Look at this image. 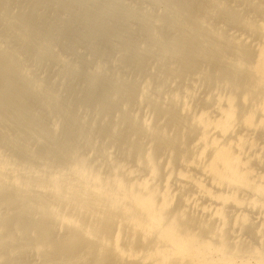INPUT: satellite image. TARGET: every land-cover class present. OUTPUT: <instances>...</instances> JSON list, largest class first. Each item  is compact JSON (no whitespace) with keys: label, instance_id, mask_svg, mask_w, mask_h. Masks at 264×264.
<instances>
[{"label":"bare ground","instance_id":"bare-ground-1","mask_svg":"<svg viewBox=\"0 0 264 264\" xmlns=\"http://www.w3.org/2000/svg\"><path fill=\"white\" fill-rule=\"evenodd\" d=\"M135 1L0 0V264H264V0Z\"/></svg>","mask_w":264,"mask_h":264},{"label":"rangeland","instance_id":"rangeland-1","mask_svg":"<svg viewBox=\"0 0 264 264\" xmlns=\"http://www.w3.org/2000/svg\"><path fill=\"white\" fill-rule=\"evenodd\" d=\"M134 1H135V0H134ZM138 2H139V0H136V1H135V3H138ZM23 6H24V5H23ZM15 9H16V10H15ZM15 9H14V10L17 11V12H22V11L25 10V7H24V9H23V8H20V7H16ZM21 9H22V11H21ZM228 27H229V26H226V28H228ZM77 47H78V48L80 47L79 50L81 49V50H80V52H81L80 55H82V57H85V58H91V55L88 53L89 51L87 50V48H85L84 46H80V45H78V44H77ZM82 50H83V51H82ZM87 53H88V54H87ZM68 55H69L70 58H72V59H73V58L76 59V55H75V54H73V53H68ZM70 55H72V56L74 55V56L72 57V56H70ZM86 56H87V57H86ZM88 56H89V57H88ZM29 62H30L31 64H33V61H32V60H30ZM41 67H42V66H41ZM41 67H38V68H37L36 66H35V67H32V70L34 71L33 74H34V73L36 74V72H37V75H40V74H41L40 72H42V69H43V72H45V73H46V70L49 69L48 67H44V66H43V68H41ZM44 69H45V70H44ZM79 69H80V70H77L78 72H77V71L75 72V75H76L75 77H76V78L81 76V73L79 74V71L82 72V69H81V68H79ZM35 71H36V72H35ZM38 71H39V72H38ZM43 72H42V73H43ZM78 74H79V75H78ZM82 74H84V73L82 72ZM75 77H74V79H75ZM71 79H72V77H71ZM82 84H83V83H82ZM64 93H65V92H64ZM81 111H82V110H81ZM82 112H83V111H82ZM91 112H92V111H91ZM91 112H90V115L93 116V114H91ZM92 154H93V153H92Z\"/></svg>","mask_w":264,"mask_h":264}]
</instances>
